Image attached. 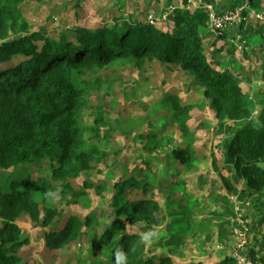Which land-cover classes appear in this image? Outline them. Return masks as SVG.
<instances>
[{
	"label": "trees",
	"instance_id": "obj_1",
	"mask_svg": "<svg viewBox=\"0 0 264 264\" xmlns=\"http://www.w3.org/2000/svg\"><path fill=\"white\" fill-rule=\"evenodd\" d=\"M26 1L29 0H0V170L9 172L8 175H0V264H32L23 261L19 255L21 247L28 243L16 223L21 214L45 228L46 247L52 250L63 249L79 239L83 228L94 221L89 216H69L63 225L53 222L59 213L42 207L33 196L45 198L53 195L56 182L61 183L65 192L70 180L81 172L93 168L99 170L100 162L107 154L89 141L99 136L100 126L110 118L99 112L95 115L93 126L84 124L89 107V90L98 83V80H88V73L117 62L139 65L149 59L164 67L175 64L178 71L189 73L214 113L213 132L221 136L213 140L212 170L220 175L226 194H237L240 200L251 198L255 205L263 206L264 60L260 66L262 89H258L263 99L259 103L255 122L247 103V93L241 86L242 82L251 80L245 76L239 78L223 64L216 68L207 58L202 41L211 33L206 30L208 15L201 6L191 11L186 6L187 0H165L161 15L171 9V15L163 16L171 22L165 31L134 19L129 26L120 20L111 27L97 26L93 29L74 22L72 27L67 28L74 32L72 36L65 30L53 36L46 34V29L23 33L25 24L28 25L27 18L18 19ZM35 1L43 3L46 0ZM151 2L147 3L148 7ZM203 3L213 4L218 14L234 12L242 7V21L231 27L237 31L231 34L228 32L231 28H224L221 36L213 39L215 44L225 34H229V38L225 39L229 45L237 36L240 37L239 43L244 41L248 46L263 41L264 21L246 19L251 11L264 10V0H203ZM164 24L165 21L161 25ZM237 69H243L242 65H235L234 70ZM161 101L170 106L171 119L183 139L179 146L173 147L170 156L182 168L190 170L194 166L192 134L196 129L188 124L192 118V105L182 104L178 94L165 95ZM203 121L198 126L200 131L210 123ZM109 126L106 124V127ZM87 129L93 135L90 140L84 136ZM148 136L152 137L148 141L155 143L150 147L152 149L157 145L159 135L151 132L142 138ZM107 137L108 134H104L102 138ZM165 139L167 142L168 139ZM42 162L51 174L37 180H33L29 172H21L18 168L32 163L39 168ZM142 163L150 164L146 159ZM223 170L228 173H222ZM231 173L237 181H245L244 189L240 190L233 184L229 178ZM143 175L142 178L130 177L114 182L111 206L115 217L98 238L100 246L97 247L103 248V255L96 261L97 264H115L117 249L126 254L127 264H175L169 254L159 255L149 248L145 235L162 223L165 216H159L160 205L149 191L155 185L153 177L149 173ZM164 181L167 182V179ZM84 184L91 186L86 181ZM178 186L188 196L185 182ZM73 194L84 192L78 190ZM128 194L133 196L129 198ZM217 196L222 197L225 203L228 201L225 194ZM41 214L44 215L42 220ZM186 221L191 229L193 224L189 226V220ZM201 224L199 227L203 228ZM223 229V223H219L221 238ZM183 240L184 236L175 233L163 243L162 240L158 243L163 247L179 246ZM259 247L264 249V238ZM262 259L264 261V256ZM197 264L237 263L227 257L211 263L198 261Z\"/></svg>",
	"mask_w": 264,
	"mask_h": 264
},
{
	"label": "rangeland",
	"instance_id": "obj_2",
	"mask_svg": "<svg viewBox=\"0 0 264 264\" xmlns=\"http://www.w3.org/2000/svg\"><path fill=\"white\" fill-rule=\"evenodd\" d=\"M150 2L151 0H46L39 3L29 0L22 5L18 20L27 18L28 25L25 24L23 33L46 29V34L53 36H57L61 30L72 36L74 32L67 28L72 27L74 22L93 29L97 26L111 27L120 20L129 26L134 19L139 23L153 24L165 31L171 23L166 19L171 15V9L161 15L165 0H152L148 7L147 3ZM186 6L191 11L201 6L207 15L209 9L215 10L213 4H204L203 0H187ZM238 9L241 11L242 7ZM252 12L246 20L254 18ZM164 15L167 16L165 19ZM164 21L165 24L161 25ZM206 28L211 35L203 39L202 47L214 67L223 64L232 74L251 80H245L247 82H242L241 86L247 93V103L256 122L257 109L263 99L258 89H262L260 66L264 60V39L250 46L244 41L239 43V39H236L231 40L233 43L229 45L225 42L229 34H225L215 44L213 39L221 36L222 30L213 33L208 22ZM228 30L231 34L237 31L235 28ZM235 65H242L243 69L234 70ZM88 80H98V83L89 90L85 126H93L95 115L99 112H104V117L109 115L110 120L100 126L98 137L93 138L88 129L84 136L88 140L92 137L89 142L97 144L107 155L100 162L99 170L93 168L88 172H81L70 180L65 192L62 191L61 183L56 182L53 195L33 197L42 207L59 213L53 222L58 221L63 225L69 216H89L94 221L83 228L79 239L63 249L52 250L46 247L45 228L21 214L16 223L21 228L22 236L28 240L19 250L22 260L32 264H97L96 261L103 255V248L97 247L100 246L98 238L115 217V210L111 206L114 182L130 177L142 178L143 174L149 173L155 182L149 191L160 205L159 216H165L162 223L145 235L151 251L159 255L169 254L175 264H197L198 261L211 263L227 257L233 258L237 264H243L254 256L256 261H263L264 249L259 246L264 238V201L263 206H258L251 198L240 200L237 194H226L220 175L212 170L210 162L215 146L213 140L221 136L213 132L214 113L190 74L178 71L175 64L164 67L146 59L139 65L134 62H117L113 66L91 71L88 73ZM169 94H178L182 104L192 105V118L188 124L196 129L192 134L194 166L190 170L182 168L170 156L173 147L179 146L183 139L171 119L170 106L161 101L163 96ZM203 120L210 123L200 131L198 126ZM106 124L111 126L106 127ZM151 132L159 135L157 145L152 149L150 147L155 143L148 141L152 137L142 138ZM104 134H108L105 139L102 138ZM165 138L168 139L167 142ZM143 159L150 164L142 163ZM135 165L136 168H133ZM18 168L21 172H29L33 180L51 174L43 162L39 164V168L36 163L20 165ZM2 173L9 174L0 170V175ZM222 173L228 172L223 170ZM229 178L238 189L245 188V181H237L233 173L229 174ZM85 181L91 186H85ZM184 182L188 196L178 186ZM78 190L84 194L74 195L73 192ZM218 194H225L228 201L225 203ZM127 196L130 198L133 195ZM40 218L42 220L44 215L41 214ZM186 220H189V226L190 223L193 224L191 229L187 227ZM203 222L205 224H201ZM219 223H223L224 227L222 238ZM200 224L203 228L199 227ZM56 226L59 229V224ZM235 230H242L243 233L240 246L233 233ZM175 233L184 236L182 244L164 245L166 247L159 245V240L163 243ZM263 262L261 263L264 264Z\"/></svg>",
	"mask_w": 264,
	"mask_h": 264
},
{
	"label": "built area",
	"instance_id": "obj_3",
	"mask_svg": "<svg viewBox=\"0 0 264 264\" xmlns=\"http://www.w3.org/2000/svg\"><path fill=\"white\" fill-rule=\"evenodd\" d=\"M254 14V19L256 20H264V10L261 12H252ZM242 21V17L240 15V9L235 10V12H226L223 14H218L213 9H209L208 11V27L211 28L213 33H219L224 28H231ZM239 39V36L236 37ZM234 39V40H236ZM238 238L239 241L237 245L240 246V242L243 241V233L242 230H235L233 232ZM240 239V240H239ZM242 245V244H241ZM243 264H262L261 261H256L255 259H247L243 262Z\"/></svg>",
	"mask_w": 264,
	"mask_h": 264
},
{
	"label": "clouds",
	"instance_id": "obj_4",
	"mask_svg": "<svg viewBox=\"0 0 264 264\" xmlns=\"http://www.w3.org/2000/svg\"><path fill=\"white\" fill-rule=\"evenodd\" d=\"M256 256H254L255 259ZM115 264H127V256L126 254L122 251L117 249L115 252Z\"/></svg>",
	"mask_w": 264,
	"mask_h": 264
}]
</instances>
